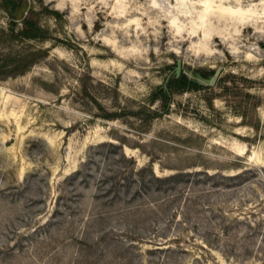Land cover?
Masks as SVG:
<instances>
[{"label": "rangeland", "instance_id": "rangeland-1", "mask_svg": "<svg viewBox=\"0 0 264 264\" xmlns=\"http://www.w3.org/2000/svg\"><path fill=\"white\" fill-rule=\"evenodd\" d=\"M15 1L0 264H264V0Z\"/></svg>", "mask_w": 264, "mask_h": 264}, {"label": "trees", "instance_id": "trees-1", "mask_svg": "<svg viewBox=\"0 0 264 264\" xmlns=\"http://www.w3.org/2000/svg\"><path fill=\"white\" fill-rule=\"evenodd\" d=\"M6 8H9V6H14L13 9H16L17 6V2L15 0H6ZM19 11V10H18ZM17 12V10H16ZM20 16L23 15L24 13L21 12L18 13ZM18 16V15H16ZM23 22L26 23V29L23 30L19 36H16L17 38H23V39H33L36 38L38 34V32L35 30V25L32 24V22L27 21L26 19H23ZM174 85L177 86V89H179V91H184L185 89H187L188 87L192 86L193 89H197L199 87L197 82H191L188 77L184 74H181L179 77L176 75V79L174 80ZM161 92L163 94H165V90L162 89Z\"/></svg>", "mask_w": 264, "mask_h": 264}, {"label": "water", "instance_id": "water-1", "mask_svg": "<svg viewBox=\"0 0 264 264\" xmlns=\"http://www.w3.org/2000/svg\"><path fill=\"white\" fill-rule=\"evenodd\" d=\"M19 22H20V20H19V21H14V20H12V21H11V24H12V25H16V24H18ZM180 75H181V62H179V63H178V66H177V76L179 77ZM215 81H216V77L213 78L211 84L213 85V84L215 83Z\"/></svg>", "mask_w": 264, "mask_h": 264}]
</instances>
